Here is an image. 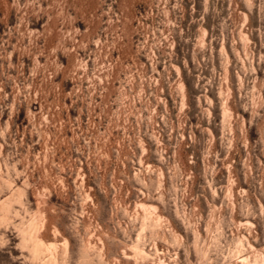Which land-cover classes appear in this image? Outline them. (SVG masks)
Returning a JSON list of instances; mask_svg holds the SVG:
<instances>
[{"label":"rangeland","instance_id":"374dc122","mask_svg":"<svg viewBox=\"0 0 264 264\" xmlns=\"http://www.w3.org/2000/svg\"><path fill=\"white\" fill-rule=\"evenodd\" d=\"M0 264H264V0H0Z\"/></svg>","mask_w":264,"mask_h":264}]
</instances>
